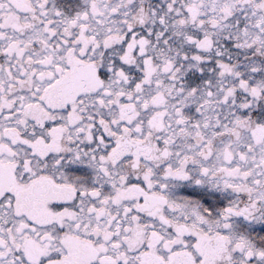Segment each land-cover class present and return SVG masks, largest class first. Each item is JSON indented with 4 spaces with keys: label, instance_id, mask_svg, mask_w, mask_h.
Returning <instances> with one entry per match:
<instances>
[{
    "label": "snow or ice",
    "instance_id": "1",
    "mask_svg": "<svg viewBox=\"0 0 264 264\" xmlns=\"http://www.w3.org/2000/svg\"><path fill=\"white\" fill-rule=\"evenodd\" d=\"M241 217L264 222V0H0V264H264Z\"/></svg>",
    "mask_w": 264,
    "mask_h": 264
},
{
    "label": "flooded vegetation",
    "instance_id": "2",
    "mask_svg": "<svg viewBox=\"0 0 264 264\" xmlns=\"http://www.w3.org/2000/svg\"><path fill=\"white\" fill-rule=\"evenodd\" d=\"M56 5L71 15L77 11L79 7H82V0H56ZM65 171L68 173L70 179L81 177L80 183L91 184L93 173L92 170L85 165L69 164ZM171 195L173 197L191 196L200 198L205 206L212 209L213 212H215L216 208L225 207L227 203L234 198L231 193L209 192L207 188L198 189L187 183L179 184V186L171 189ZM232 222L237 232H243L256 238L264 236V222H249L245 221L242 217L233 218Z\"/></svg>",
    "mask_w": 264,
    "mask_h": 264
}]
</instances>
